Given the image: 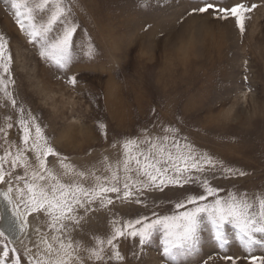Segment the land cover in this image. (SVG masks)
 I'll return each instance as SVG.
<instances>
[{
  "label": "rangeland",
  "instance_id": "rangeland-1",
  "mask_svg": "<svg viewBox=\"0 0 264 264\" xmlns=\"http://www.w3.org/2000/svg\"><path fill=\"white\" fill-rule=\"evenodd\" d=\"M63 3L70 8L67 22L75 24L77 30L71 58L60 67L53 59L41 58L39 38L29 42L30 37L20 30L11 0H0V34L8 41L6 54L12 58L9 73L0 68V77L5 82L11 77L7 90L17 102L13 107L0 91V127L5 126L7 117L13 124L7 130L9 140L23 146L17 122L22 108L23 115L32 114L48 144L59 154L47 158L50 169L62 172L63 162L77 171L95 170L97 175H108L105 163L115 164L122 158L125 139L168 135L169 147L175 139L181 146L190 145L197 155L207 154L218 162L214 170L199 175L221 190L219 197L226 198L229 192H264V0H216L226 7L256 5L246 14L243 34L231 16L219 19L215 13L191 14L200 0ZM52 9L50 2L38 12L37 23H45ZM64 26L62 18L49 35L56 37ZM73 76L75 85L69 83ZM169 128L175 133H166ZM31 131L34 135V128ZM4 146L0 135V155ZM26 155L33 159L31 153ZM222 167L237 174H225ZM240 171L245 175L240 176ZM16 173L23 175V170ZM73 178L61 177L65 183ZM83 183L91 185L92 179ZM6 190L7 185L0 184V192ZM199 194L203 189L198 182L145 191L139 204L135 198L121 201L115 199V193H109L113 204L102 207L94 203L71 235L82 247H90L97 237L105 238L110 233L114 219L124 222L147 217L150 221L155 218L153 213L172 215L184 210L175 208L179 200ZM12 198L16 210L14 193ZM213 199L209 197L208 202ZM80 215H84L82 210ZM35 217L29 216L26 233L14 241L5 240L4 232L0 236V264H12L17 256L23 258L22 264H28L25 249L36 251L37 226L51 235L46 217L40 216L44 223ZM5 225L12 234L18 231L11 221ZM225 231L229 243L221 245L213 238L211 225L205 223L198 246L190 255L178 257L177 264H231L223 257L247 256L235 229L225 225ZM115 243L125 259H106L104 264H170L163 253L161 232L154 233L143 246L138 237L131 236ZM254 251L259 255L264 250L257 247ZM240 264H247V260L242 259Z\"/></svg>",
  "mask_w": 264,
  "mask_h": 264
},
{
  "label": "snow or ice",
  "instance_id": "snow-or-ice-1",
  "mask_svg": "<svg viewBox=\"0 0 264 264\" xmlns=\"http://www.w3.org/2000/svg\"><path fill=\"white\" fill-rule=\"evenodd\" d=\"M53 4L51 15L45 23H37L36 14L44 11ZM251 8L244 3L234 6H220L216 0H200V6L194 7L191 14L215 13L216 18L227 19L233 17L236 26L243 34L246 14ZM16 24L22 32H26L30 41L39 38L42 43L41 58L53 59L57 65L63 67L71 58L73 49V36L76 32L75 24L67 22L66 13L70 8H65L63 0H11ZM64 18L63 32L56 37H51L52 26ZM8 41L0 34V68L4 73H9L11 55L6 54ZM91 54V52H89ZM7 82L0 77V91L10 101L13 107L17 102L12 93L7 90ZM69 83L75 85V76ZM21 116L18 124L22 132L20 137L23 146L15 145L8 139V129L13 127L10 117L5 120V126L0 127V135L4 138L3 155H0V184H6L7 190L0 192L9 204L13 203L12 195L15 194L16 211L13 215L20 221L19 231L25 232L29 227V216L36 214L40 223L41 214L46 217L47 228L51 235L42 233L39 226L34 231L38 237L34 244L36 251L26 248L29 253L28 264H86V262L123 261L125 258L117 250V243L122 237H138L141 246L147 244L154 233L163 235V253L170 264H177V258L190 255L198 246L202 226L211 225L213 238L221 245L229 243L225 225L235 229L236 238L248 252L245 257L224 256L231 264H240L242 259L247 264H264V251L255 254L259 247L264 250V192L249 194L229 192L226 198L219 197V188L213 187L207 177L199 174L214 170L217 161L207 154L197 155L190 145L181 146L179 141L172 140L171 146L167 145L169 136L162 138H148L138 140L135 138L123 141L122 158L112 163H105L108 175H97L96 171H77L70 165L61 162L62 172L57 173L47 164L49 156L59 155L48 144L42 129L35 122L31 113ZM103 129L104 125H99ZM35 130L34 135L31 129ZM165 132L175 133L174 129H165ZM147 145L145 149L143 146ZM15 148L13 152L12 149ZM175 149V151H172ZM26 153H31L29 159ZM107 160V158H105ZM5 165H9L6 169ZM22 169L23 175L16 170ZM225 174L236 175L229 167H222ZM245 175L243 171L238 173ZM74 177L70 183H65L61 177ZM91 178V185L86 186L83 181ZM23 182L22 187L20 182ZM200 183L203 194L187 195L175 204L177 211L172 215L156 216L148 220L142 219L120 222L113 220L112 229L105 238L97 237L93 246L82 247L79 240H74L71 233L85 219L92 205L99 202L102 207L113 204L109 193H115V199L129 201L135 198V203H142L139 198L145 191H163L168 186L184 187L190 183ZM213 197L211 202L208 198ZM191 206V207H188ZM21 208L23 211H21ZM84 215H80V211ZM119 225V226H118ZM0 236H4L0 232ZM7 240L8 237L4 236ZM15 252V249L12 250ZM109 251L111 255H108ZM8 256V252H4ZM21 257L12 259V264H22Z\"/></svg>",
  "mask_w": 264,
  "mask_h": 264
},
{
  "label": "bare ground",
  "instance_id": "bare-ground-1",
  "mask_svg": "<svg viewBox=\"0 0 264 264\" xmlns=\"http://www.w3.org/2000/svg\"><path fill=\"white\" fill-rule=\"evenodd\" d=\"M5 210H8L9 214L12 215L13 221H11V222L13 223V226L15 224L16 228L18 227V229H17L18 231H16L14 234H12L11 232H7L8 228L5 225L6 221L1 218V215H3V212ZM14 211H16V210L13 208L12 204H9L6 200H4L3 196L0 195V231L4 232L6 234L5 236L8 237V239L10 241H14L16 238H18V236H20V235L22 236V234H23V232L19 231V223H20V221L17 219L16 216L13 215Z\"/></svg>",
  "mask_w": 264,
  "mask_h": 264
},
{
  "label": "water",
  "instance_id": "water-1",
  "mask_svg": "<svg viewBox=\"0 0 264 264\" xmlns=\"http://www.w3.org/2000/svg\"><path fill=\"white\" fill-rule=\"evenodd\" d=\"M3 220H5L6 222L7 221H13V218H12V215L11 214H9V212H8V210H5L4 212H3ZM8 232V231H7ZM8 235V234H7Z\"/></svg>",
  "mask_w": 264,
  "mask_h": 264
}]
</instances>
